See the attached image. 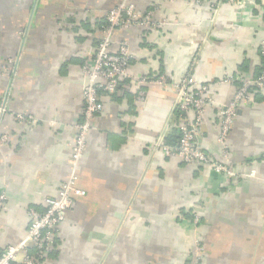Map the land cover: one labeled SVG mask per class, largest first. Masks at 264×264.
<instances>
[{"label":"crops","instance_id":"obj_1","mask_svg":"<svg viewBox=\"0 0 264 264\" xmlns=\"http://www.w3.org/2000/svg\"><path fill=\"white\" fill-rule=\"evenodd\" d=\"M131 1L140 12L153 11L152 24L114 33L112 49L129 42V76L115 93H100L104 110L94 119L79 170L85 194L75 196L45 263L186 264L200 236L204 264H264V89L252 91L253 101L231 128L235 175L228 176L164 153L158 142L182 122L174 121L176 92L138 84L161 72L180 81L198 55L193 78L208 83L216 100L206 107L199 139L220 159L218 108L237 86L220 81L261 71L264 0L223 2L217 13L209 0ZM121 2L0 0L3 248L25 236L30 211L45 210L44 197L57 195L69 177L85 105L82 65L97 47L108 11ZM141 86L146 93L138 101ZM190 211L200 213L201 224L183 214Z\"/></svg>","mask_w":264,"mask_h":264},{"label":"built area","instance_id":"obj_2","mask_svg":"<svg viewBox=\"0 0 264 264\" xmlns=\"http://www.w3.org/2000/svg\"><path fill=\"white\" fill-rule=\"evenodd\" d=\"M191 3L202 4L205 0H188ZM211 2V0H209ZM223 2L239 3L241 0H217L211 2L214 13H217ZM153 11L140 12L131 0H122L119 5L111 8L106 17L102 36L92 54L83 62L82 71L85 77L83 85L84 111L81 121L77 124V132L72 152L69 158L70 174L61 183L57 195L44 197L45 210H31V223L25 236L16 244L6 247L0 246V264H46L49 253L53 250L56 236L65 220L68 211L73 207L75 196L85 192L78 187L79 170L84 157L88 135L94 128L95 117L104 110L100 93L113 94L117 91L120 81L128 77V66L131 59L128 40L120 41L116 49H112L114 33L117 29L146 27L152 24ZM264 57V40L260 45ZM200 59L196 55L192 60L191 71L180 81L170 79L161 74L138 79V84L156 83L171 87L176 92L175 108L182 111L180 124L181 137L177 146L165 144L161 139L158 144L163 146L167 155L178 156L187 164H202L209 166L215 172L234 176L235 171L230 168L229 135L231 128L243 105L253 101L252 91L264 89V64L261 72L252 79L246 77H224L220 83L236 84L233 96L218 108L220 127L218 143L221 146V158H213L203 148L199 135L204 121V113L208 105L216 103L210 93L208 83L198 82L193 78V70ZM13 59H8L10 69L14 70ZM138 88L137 100L142 101L145 95L143 87ZM6 111V103H0V116ZM23 119V114H18ZM29 119L35 121L33 116ZM8 201L5 191H0V213ZM193 224L201 221L198 211L193 212ZM200 236L196 237L190 258L186 264H204L205 252L200 243Z\"/></svg>","mask_w":264,"mask_h":264},{"label":"trees","instance_id":"obj_3","mask_svg":"<svg viewBox=\"0 0 264 264\" xmlns=\"http://www.w3.org/2000/svg\"><path fill=\"white\" fill-rule=\"evenodd\" d=\"M214 0H211V2H213ZM217 0H215L214 2H216ZM205 2H209L208 0L206 1L205 0ZM204 2V3H205ZM209 4H210V2H209ZM210 7H211V5H210ZM212 8V7H211ZM105 23H106V20H105V22L103 23V26H102V28L104 27V25H105ZM261 49V48H260ZM260 55H261V59H262V67H263V64H264V57L262 56V54H261V50H260ZM262 67H261V70H262ZM261 72V71H260ZM259 72V73H260ZM161 74H163V72H161V73H159L158 75H161ZM183 117V113H182V111L180 110V109H178V108H175V112H174V121H177L175 124L177 125V123L179 122V120L181 119ZM220 121V120H219ZM180 137H181V132H180V129L177 127V126H173L170 130H169V132L168 133H166V135H165V137H164V143L165 144H168V145H171V146H177L178 145V143H179V140H180ZM202 165V164H201ZM184 212V211H183ZM184 215H189L188 217H190V219H191V221H193V219H194V216H193V212L191 213V211L189 212V213H183ZM67 217V216H66ZM65 220H66V218H65ZM64 220V221H65ZM63 221V222H64ZM62 222V223H63ZM62 223H61V225H62ZM199 224H201V221H200V223ZM55 246H56V243H55V245H54V247H53V249L55 248ZM53 252V250L49 253V255H48V257L51 255V253Z\"/></svg>","mask_w":264,"mask_h":264}]
</instances>
